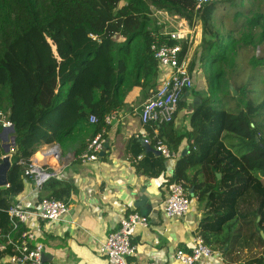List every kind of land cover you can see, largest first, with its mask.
I'll list each match as a JSON object with an SVG mask.
<instances>
[{
    "label": "trees",
    "instance_id": "16d2710c",
    "mask_svg": "<svg viewBox=\"0 0 264 264\" xmlns=\"http://www.w3.org/2000/svg\"><path fill=\"white\" fill-rule=\"evenodd\" d=\"M262 6L264 0H212L199 9L193 0H0V115L15 137L8 186L0 187V233L8 230L6 211L23 190L40 143L77 144L79 159L103 116L132 88L145 96L156 86L159 67L150 43L178 42L160 34L153 10H163L201 24L190 70L205 83V91L189 90L197 98L189 129L165 141L176 152L186 137V153L178 155L168 180L197 200L202 214L195 235L225 264L264 251V56L254 54L264 43ZM180 43L184 55L188 41ZM228 102L236 111L226 109ZM90 114L98 124L89 123ZM129 147L134 155L142 150L135 139ZM5 154L0 141V158ZM164 165L161 156L146 153L138 167L158 176ZM41 189L47 194L40 197L62 199L70 185L52 180Z\"/></svg>",
    "mask_w": 264,
    "mask_h": 264
},
{
    "label": "crops",
    "instance_id": "0c3cea01",
    "mask_svg": "<svg viewBox=\"0 0 264 264\" xmlns=\"http://www.w3.org/2000/svg\"><path fill=\"white\" fill-rule=\"evenodd\" d=\"M230 22L227 21L228 24ZM193 29L196 38L194 51L200 44L201 24L195 21ZM147 97L148 94L144 96L140 87L128 92L124 103L117 108L119 118L106 127L108 146L95 161L80 162L75 155L79 150L77 144L65 149L58 143H40L35 147L30 157L35 171L25 177L23 190L14 201L33 207L39 195L45 196L47 191L36 188L37 179L42 175L46 176L42 184L56 180L70 185L69 194L63 197L69 203L67 213L55 221H36L32 218L28 222L35 233V241L43 244V260L46 264H111L105 256L97 254V246L117 228L119 216L131 211L148 219L146 226H136L131 237L136 247L134 255L129 257L132 264H182L176 259L175 252L177 249L189 250L196 236L195 229L202 209L197 200L192 198L191 207L185 215L166 217L161 210L167 195L162 186L165 172L150 176L138 167L146 153L161 156L165 165L167 163L161 154L146 151L142 146L144 131L147 132L149 127L141 123L139 112ZM195 98L194 94L187 91L181 101L191 103L197 101ZM191 111L189 106H178L174 120L159 129V135L166 145L165 141L174 134L179 135L189 129ZM134 139L142 149L138 155L130 152L129 145ZM150 146L155 149V143ZM184 149L186 137H183L176 152L184 155ZM138 193L147 199L140 207L134 206ZM259 261L260 253L255 258L242 261V264H259ZM194 264L225 262L220 260L218 253H214L210 258Z\"/></svg>",
    "mask_w": 264,
    "mask_h": 264
},
{
    "label": "built area",
    "instance_id": "2783aa9c",
    "mask_svg": "<svg viewBox=\"0 0 264 264\" xmlns=\"http://www.w3.org/2000/svg\"><path fill=\"white\" fill-rule=\"evenodd\" d=\"M193 1L196 9H199L212 0ZM153 15L157 25L163 26L160 34L178 42L168 45L156 38L150 43V50L158 62V80L156 86L149 90L148 97L141 104L139 117L141 123L149 127L147 132L144 131L143 142L150 145L154 141V148L167 160L165 182L162 184L167 195L161 204V210L166 217H181L189 211L191 199L182 183L168 180L174 169L178 153L159 139V129L174 120L180 99L194 84V76L190 70L193 45L196 41L194 23H189L186 18L170 15L163 10H154ZM185 40L188 41V47L186 53L182 55L183 49L180 42ZM197 66H199L198 62ZM118 118L117 108L103 116L102 126L80 153V162L95 161L99 158V152L106 143V127ZM88 121L91 124L99 123L98 117L94 114L88 116ZM0 124L2 128L12 126L4 114L0 115ZM8 141L10 142V139ZM9 151L13 152L14 146L10 145ZM34 171L30 162L25 172L26 177ZM45 178L46 176L42 175L37 179V189L41 187ZM7 186L8 183L0 187ZM68 210L69 203L66 198L39 196L33 207L14 201L6 211L8 230L0 233V264H46L43 260V244L35 241V233L28 222L32 218L36 221H55ZM147 224V217L136 211L120 215L117 228L108 233L106 239L97 246V254L105 256L111 264H132L129 257L134 255L136 247L131 237L137 225L146 226ZM214 253H218L220 260L223 261L219 252L211 250L200 236H195L189 250L177 249L175 257L182 264H194L201 259L210 258ZM260 259L264 263V251L260 253Z\"/></svg>",
    "mask_w": 264,
    "mask_h": 264
},
{
    "label": "water",
    "instance_id": "95a60500",
    "mask_svg": "<svg viewBox=\"0 0 264 264\" xmlns=\"http://www.w3.org/2000/svg\"><path fill=\"white\" fill-rule=\"evenodd\" d=\"M229 88L232 91L233 95H236L237 91L233 87L232 84H229ZM197 102V101H195ZM14 128L13 126L10 127H3L0 132V140L1 144L4 148V152L6 153L4 156L0 158V186H4L7 183V173L10 168L11 162H10V153H9V146H14L15 144V137L13 135ZM11 134V135H10ZM10 135V137H8ZM10 139V142L8 140ZM108 144L107 142L104 144V148L99 152V156L103 155L105 149L107 148ZM142 146L145 148L146 151H150L156 155H160V152L158 150L153 149L150 145L143 143ZM186 152V149L183 150V153ZM147 201L146 197H143L141 193H138L137 200L134 203V206L140 207L143 206V204ZM260 233L264 237V233L262 230H260Z\"/></svg>",
    "mask_w": 264,
    "mask_h": 264
},
{
    "label": "rangeland",
    "instance_id": "374dc122",
    "mask_svg": "<svg viewBox=\"0 0 264 264\" xmlns=\"http://www.w3.org/2000/svg\"><path fill=\"white\" fill-rule=\"evenodd\" d=\"M263 10H264V6H262L261 7ZM153 12H154V10H153ZM169 20H171V18L169 17ZM174 23V22H173ZM195 52V51H194ZM254 54L255 55H258V56H264V43H262V44H259L257 47H256V49H255V52H254ZM249 55H250V52H246V53H244L241 57H240V59H241V65H243V62H244V60L246 59L247 60V58L249 57ZM245 60V61H246ZM197 68H198V66H197ZM193 70H194V68L191 70V72L192 73H194L196 70H194V72H193ZM231 84V83H230ZM200 89H204V91H205V83H204V80H203V78H202V75L201 74H198V70L194 73V84H193V87L190 89V91L192 92V93H196L197 91H200ZM202 93L203 94H200V96H203L204 95V92L202 91ZM187 106H189V108L192 110V104L191 103H189V101H187V102H183L182 103V108H185V107H187ZM226 109H228L229 111H236V108H237V106H235V104L234 103H232V102H228L227 104H226ZM9 142V141H8ZM9 153H10V151H9Z\"/></svg>",
    "mask_w": 264,
    "mask_h": 264
}]
</instances>
